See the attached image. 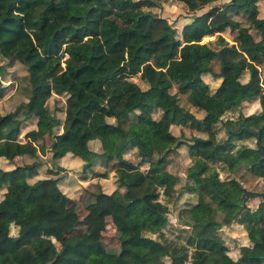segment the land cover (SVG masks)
<instances>
[{
    "label": "trees",
    "instance_id": "trees-1",
    "mask_svg": "<svg viewBox=\"0 0 264 264\" xmlns=\"http://www.w3.org/2000/svg\"><path fill=\"white\" fill-rule=\"evenodd\" d=\"M73 1L0 0V78L8 64L18 63L25 81V100L0 112V189L2 181L15 173L28 177L41 170L44 164L38 151L47 150L53 160L65 155L81 160L80 180L89 172L101 175L91 168L98 159L102 169L112 172L117 193L98 187L92 194L93 206L122 216L127 235L117 240L112 259L92 243L97 252L84 254L81 264H126L129 257L138 264H161L164 257L179 264L184 245L199 238L190 230L184 243L170 244L163 235L168 213L163 199L172 196L178 182V176L163 165L166 155L178 145L187 146L191 162L181 187L195 200L183 204L176 214L191 229L219 223L222 214L209 205V199L234 204L240 187L249 188V178H264V158L249 146L233 148L232 142L253 136L264 147V76H259L257 67L264 61V15L258 12L260 2L264 9V0H227L220 7L210 6L181 26L179 38L164 17L143 9L147 1L159 0H77L81 9H74ZM178 1L191 10L217 0ZM232 16H243L248 25H240ZM223 33L245 46L237 48ZM208 35H215L217 47L206 48L191 75L175 62L177 48L181 42H197ZM245 71L243 87L256 92L259 110L226 118V136L216 139L213 124L226 108L235 110L239 104L231 100L222 107L215 102L209 109L196 95L194 84L200 83L205 93L218 94L225 81L238 83ZM136 74L146 82L145 89L130 80ZM203 74L218 79L212 92ZM173 85L176 90L170 93ZM3 88L0 80V94ZM51 94L64 97L61 120L46 107ZM176 94L184 96V106ZM141 106L147 111H140ZM191 108L202 115L195 116ZM157 109L168 114L169 122H186L196 133L189 138L172 134L166 120L151 115ZM27 123L30 126L22 132ZM131 149L139 160L162 163L155 171H141L125 156ZM23 156L33 160L17 164ZM215 164L231 176L219 179ZM240 166L248 177L233 174ZM65 170L61 165L48 166L46 175L23 184L21 197L10 188L1 192L0 264H53L71 247L64 242L75 219L64 213L71 199L57 186V172ZM135 204L138 211L127 214ZM257 210H264V203ZM243 213L234 216L237 221H244ZM53 240L60 248L47 258ZM76 251L84 253L79 246Z\"/></svg>",
    "mask_w": 264,
    "mask_h": 264
},
{
    "label": "rangeland",
    "instance_id": "rangeland-1",
    "mask_svg": "<svg viewBox=\"0 0 264 264\" xmlns=\"http://www.w3.org/2000/svg\"><path fill=\"white\" fill-rule=\"evenodd\" d=\"M227 0H217L210 4H205L199 6L195 9H187L186 5L183 2L178 0H159L157 3L147 1L143 6L144 10H149L150 12L164 17L174 28H175V37L180 36V28L185 23L188 22L193 15L199 14L205 11L210 6L220 7V5ZM72 7L74 9H81L82 3L80 1H73ZM259 16L264 15V9L261 2L258 5ZM233 19L238 20L240 25L247 26L248 22L243 16H232ZM250 32L255 35L253 29H250ZM224 36H227L228 42L235 44L237 48H242L245 46V43L239 39L230 38L228 34L223 33ZM215 48L217 47V42L215 35L203 36L197 42H181L177 48L175 62L184 70L189 72L191 75L195 74L197 66L201 63L202 57L206 48ZM258 74L260 77L264 76V61L258 66ZM5 73L0 78L2 85L4 86L2 93L0 94V112H5L12 110L16 105L25 100L24 93L22 91L23 85H25L24 79V68L18 63H11L5 67ZM130 80L134 81L141 89H145L147 84L144 80L140 79L137 74L130 75ZM202 80L206 82L209 86L210 92L213 91V87L217 84L218 79H214L208 74H203L201 76ZM247 78V71L239 77L238 83H232L230 81H225L222 85V89L218 94H212L208 92L205 93L202 90V85L200 83L194 84V91L198 97H200L207 107L210 109L215 102H218L222 107L227 106L231 100H234L239 105L235 110H227L220 117V119L213 124V129L216 133V139H223L225 134V129L223 121L226 118H235L237 114L248 115L250 113H255L259 110L256 92L249 87H243L245 80ZM18 80V83H17ZM17 84V85H16ZM176 87L173 85L169 92H175ZM178 102L180 105L184 106L185 99L184 96L176 94ZM63 95H54L51 94L46 100L45 104L49 113L55 114L60 120L63 117ZM195 116H201L202 111L191 108ZM139 110L146 112L147 108L145 106L139 107ZM151 115L155 119H164L168 122V128L170 132L174 135L181 134L182 136L189 138L192 133H196L192 129L188 128L186 122H180L178 119L176 121H168V114L163 113L160 109L152 110ZM27 122V121H26ZM29 123L32 124V121ZM27 123L22 125L21 131L23 132L30 126ZM57 131H60V126L56 127ZM233 148L238 145H245L254 148V137L243 135L241 138H233ZM132 150V151H131ZM128 150L125 153L130 160L134 161L137 164V167L144 172L155 171L160 163H155L153 161H142L139 160L133 149ZM43 164L41 170L37 171L35 175H30L26 177H21L15 173L11 177H7L2 181V189H0V194L6 188H10L12 194L16 197H21L24 193L23 184L26 182H31L34 179L46 175L45 169L48 166L54 167L56 163L55 160L51 159L50 154L47 150L38 151ZM33 158L30 156H23L16 160L17 164L28 163L32 161ZM191 160L187 154V146L184 144L178 145L172 149L163 161L164 167L178 176V182L175 184V191L171 197L168 199H163L167 201L168 213H166L167 222L162 228V232L167 242L170 244H180L184 243V237L188 232L194 233L196 237L199 238V241L213 242L214 235L220 232V235L223 236V239L230 240L231 235L236 234L237 229L230 226L227 221H229V215L233 211L232 206H224L219 204V201L209 199V205L211 207H219L224 213L223 225L222 228L218 230L217 227L213 225L207 226H197L190 228L186 225H182L177 219V210L183 204L192 203L195 200V195L193 193L186 192L182 189L181 185L184 181L185 168L190 164ZM78 165L75 166L77 168ZM80 168V167H79ZM78 169L68 170L69 172H57L58 181L57 186L59 189L68 196L71 201L64 210V213L69 215H74L75 219L71 223L70 228L65 233L64 242L70 244L71 247L63 251V255L58 258L53 264H81L84 260V254L87 253H96V245L99 244V250L102 254L106 256L107 259H112L116 256L117 253V240L123 237V218L120 215H117L110 211L99 212L93 206L92 194L99 187L102 191L109 194L115 195L117 193L116 183L114 181V176L112 172H107L100 166L98 159L93 161L92 169L101 173L99 177H94L89 172L88 180H79L80 171ZM215 170L217 171L219 179H227L231 176V173H227L221 166V164H215ZM235 176L239 178L248 177L243 166H240L235 173ZM92 178V180H91ZM123 178L126 179V176L123 175ZM98 180L101 182V185L96 186L93 180ZM249 188L253 191H263L264 192V178L255 177L254 179H248ZM257 197L248 198L245 202L249 210L253 209L257 201ZM162 200V198H161ZM138 205H131L128 209L127 214L137 212ZM229 225V226H228ZM14 226H10V232H14ZM127 235V231L125 232ZM144 234L149 235L150 237H155V234L145 232ZM125 237V236H124ZM54 241V240H53ZM94 243L95 246L91 245ZM79 244V245H78ZM79 246L81 249H84L82 255L76 254V248ZM60 248L58 242L54 241V244L50 246L48 250L47 258H51ZM169 258L164 257L161 260V264H167ZM126 264H138V261L135 257H129Z\"/></svg>",
    "mask_w": 264,
    "mask_h": 264
},
{
    "label": "flooded vegetation",
    "instance_id": "flooded-vegetation-1",
    "mask_svg": "<svg viewBox=\"0 0 264 264\" xmlns=\"http://www.w3.org/2000/svg\"><path fill=\"white\" fill-rule=\"evenodd\" d=\"M240 188L238 202L227 205L219 201V204L233 207L227 222L237 229V233L231 235V239L228 241L223 239V236L218 232L214 235L213 242L198 240L185 244L179 264H264V224L260 218V214H264V210H257L258 206L264 202L259 195H249L246 192L253 190L243 186ZM254 197L258 199L254 208L249 210L245 202L248 198ZM215 208L222 214L219 223L213 225L219 230L223 225L224 213L221 208ZM242 211L245 218L243 222H239L234 216ZM171 261L169 258L167 264H172Z\"/></svg>",
    "mask_w": 264,
    "mask_h": 264
},
{
    "label": "crops",
    "instance_id": "crops-1",
    "mask_svg": "<svg viewBox=\"0 0 264 264\" xmlns=\"http://www.w3.org/2000/svg\"><path fill=\"white\" fill-rule=\"evenodd\" d=\"M41 157V156H40ZM55 161H56V163H54L55 165H61V166H64L65 168H66V170H65V172H69L68 170H71V169H78L79 167H80V165H81V160H79V159H76V158H71L70 156H68V155H65V156H63V157H61V158H59V159H54ZM76 165H78V167L77 168H75V166ZM89 179V177H86V180H88ZM80 180V179H79ZM91 180H92V178H91ZM80 181H82V180H80ZM94 181V183H96V184H98V185H101V182L100 181H98V180H93ZM59 188V187H58ZM102 190V189H101ZM62 192V191H61ZM107 193V192H106ZM66 195V194H65ZM68 197V196H67ZM128 209H130V207L128 208ZM137 210H138V208H137ZM126 230H125V228H124V230H123V237L124 236H126ZM122 237V238H123ZM54 244V241L52 242V245Z\"/></svg>",
    "mask_w": 264,
    "mask_h": 264
},
{
    "label": "water",
    "instance_id": "water-1",
    "mask_svg": "<svg viewBox=\"0 0 264 264\" xmlns=\"http://www.w3.org/2000/svg\"><path fill=\"white\" fill-rule=\"evenodd\" d=\"M252 134L254 133V131H250ZM254 149L256 150V152L262 157L264 158V147L258 142V138L255 137L254 139ZM249 195H259L261 197V200L264 202V192L260 191H246Z\"/></svg>",
    "mask_w": 264,
    "mask_h": 264
}]
</instances>
